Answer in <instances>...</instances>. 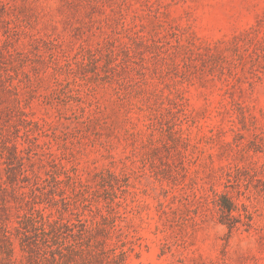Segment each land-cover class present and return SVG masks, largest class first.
Masks as SVG:
<instances>
[{
	"label": "rangeland",
	"instance_id": "obj_1",
	"mask_svg": "<svg viewBox=\"0 0 264 264\" xmlns=\"http://www.w3.org/2000/svg\"><path fill=\"white\" fill-rule=\"evenodd\" d=\"M0 264H264V0H0Z\"/></svg>",
	"mask_w": 264,
	"mask_h": 264
}]
</instances>
